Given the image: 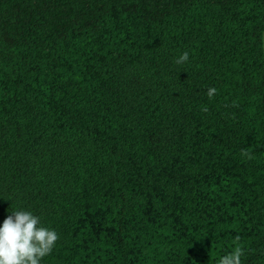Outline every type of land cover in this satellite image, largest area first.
<instances>
[{
  "label": "trees",
  "instance_id": "16d2710c",
  "mask_svg": "<svg viewBox=\"0 0 264 264\" xmlns=\"http://www.w3.org/2000/svg\"><path fill=\"white\" fill-rule=\"evenodd\" d=\"M263 35L264 0H0V226L54 229L41 264H264Z\"/></svg>",
  "mask_w": 264,
  "mask_h": 264
},
{
  "label": "clouds",
  "instance_id": "9594fccd",
  "mask_svg": "<svg viewBox=\"0 0 264 264\" xmlns=\"http://www.w3.org/2000/svg\"><path fill=\"white\" fill-rule=\"evenodd\" d=\"M188 58L189 53L185 51L175 63L183 64ZM216 93L215 87L207 90L209 99ZM202 110L208 109L204 106ZM241 155L252 159V154L246 149L241 150ZM10 213L0 226V264H41V260L56 246L58 233L44 226L40 217L31 211L19 209ZM243 255L242 247L237 246L232 252L222 256L218 264H241Z\"/></svg>",
  "mask_w": 264,
  "mask_h": 264
},
{
  "label": "rangeland",
  "instance_id": "374dc122",
  "mask_svg": "<svg viewBox=\"0 0 264 264\" xmlns=\"http://www.w3.org/2000/svg\"><path fill=\"white\" fill-rule=\"evenodd\" d=\"M263 40H264V35H263Z\"/></svg>",
  "mask_w": 264,
  "mask_h": 264
}]
</instances>
